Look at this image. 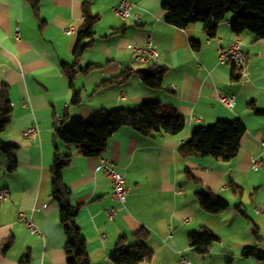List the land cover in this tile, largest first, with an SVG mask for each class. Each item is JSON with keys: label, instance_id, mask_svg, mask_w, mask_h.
Wrapping results in <instances>:
<instances>
[{"label": "crops", "instance_id": "obj_1", "mask_svg": "<svg viewBox=\"0 0 264 264\" xmlns=\"http://www.w3.org/2000/svg\"><path fill=\"white\" fill-rule=\"evenodd\" d=\"M89 1L99 21L71 81L63 65L76 62L83 6ZM121 1L41 0L37 19L25 1L0 0V91L3 84L9 87L12 106L2 141L18 147L14 172L0 151V191L11 193L8 201L0 202V264H20L25 255L30 256V264H67L66 236L58 205L50 197L56 155L73 158L62 175L73 204L81 207L77 224L91 264L110 260L123 237L128 239L127 246L136 245L134 234L141 229L149 232L147 245L154 254L151 263L143 264H179L182 257L191 264H264L242 256L246 248L264 254V215L255 211L264 209V40L250 33L235 34L233 14L226 16L213 36L203 24L185 29L171 26L165 9L171 0H128L137 5L140 21H123L113 14ZM17 28L19 39L15 38ZM66 28L74 32L67 35ZM237 39L247 55V75L235 81V68L219 63V53ZM148 43L161 55L160 90L149 88L136 74L124 85L98 88L123 72L152 67L138 64L133 51ZM75 93L81 98L77 105L73 104ZM220 95L234 96L235 108L222 105ZM146 102L175 110L186 119L185 130L178 135L145 136L122 127L99 159L81 156L56 135L58 128L69 130L96 112L138 110ZM237 119L247 131L233 161L178 155L196 128ZM33 126L40 130L36 146L24 136ZM106 159L117 164L131 188L124 207L113 199L111 180L97 171ZM180 189L183 194L178 195ZM208 193L225 199L230 208L218 214L203 210L198 194ZM112 208L117 213L110 219L107 211ZM20 211L33 219L40 235H31L18 221ZM203 230L218 241L199 252L189 239Z\"/></svg>", "mask_w": 264, "mask_h": 264}, {"label": "trees", "instance_id": "obj_2", "mask_svg": "<svg viewBox=\"0 0 264 264\" xmlns=\"http://www.w3.org/2000/svg\"><path fill=\"white\" fill-rule=\"evenodd\" d=\"M29 4L34 16L40 18L41 0H23ZM167 23L176 28L185 29L190 25L203 24L209 36H213L218 25L228 14L235 16L233 32L237 35L252 34L257 40H264V3L259 0H171L165 5ZM84 24L79 30V43L75 49V64L63 65L64 73L73 81L78 61L84 50L92 44L94 27L99 17L93 15L91 2L83 6ZM41 22V28L43 27ZM88 68L83 72L86 73ZM136 74L149 88L160 90L163 85V72L157 65L144 71H126L119 76L104 81L98 88L113 85H124ZM233 79H240L237 70H234ZM80 94L75 93L73 104L80 103ZM261 113V112H258ZM12 106L10 89L3 84L0 91V151L7 157L10 172L18 168L15 157L18 147L5 144L2 134L11 123ZM187 126L184 117L175 110H167L157 102L143 103L138 110L117 109L113 111H100L92 114L87 120H80L73 124L69 130L57 129L56 135L64 143L74 146L79 154L85 158H101L107 151L108 142L122 127H130L141 135L154 134L178 135ZM247 129L245 124L237 119L233 122L218 121L210 127H198L194 130L192 138L183 143L178 149V155L183 159L193 157H209L217 161L229 163L237 158L241 140ZM72 155H56L51 167V199L58 205L59 222L66 236L65 251L67 264H91L87 250L85 236L77 224L80 206L72 202V191L63 180V170L72 163ZM242 195V190L236 191ZM198 201L203 210L211 214H218L230 208L229 203L212 193L198 194ZM137 244L127 246L128 239L123 237L117 243V248L110 257L112 264H143L151 263L153 252L147 242L149 232L141 229L134 234ZM218 238L211 232L203 230L201 233L190 236L189 244L199 252L208 249ZM242 256L245 259H256L264 262V254L255 248H246ZM29 255H25L20 264H30Z\"/></svg>", "mask_w": 264, "mask_h": 264}, {"label": "built area", "instance_id": "obj_3", "mask_svg": "<svg viewBox=\"0 0 264 264\" xmlns=\"http://www.w3.org/2000/svg\"><path fill=\"white\" fill-rule=\"evenodd\" d=\"M137 5L128 1L122 0L117 6L113 7V14L123 20H130L134 18L137 21H140V16L135 14V10L137 9ZM74 32L73 28H66L64 33L67 35H71ZM15 38H20V30L17 28L15 31ZM133 51L135 52V61L138 64L142 65H158L161 61V55L158 50H156L151 43H148L146 47H134ZM219 63L221 64H231L238 72V75L241 77L246 76V64H247V55L243 51V43L240 39L235 40L228 49L221 50L219 53ZM219 101L222 105L227 107L230 110H233L236 106L235 98L232 95H220ZM26 105V102H24ZM57 125L61 123V119L57 118ZM25 138L34 146L38 145L40 142V130L38 126H33L29 128L25 134ZM264 146V143H263ZM255 166L259 167L260 163L255 158L254 159ZM97 171L105 173L108 178L111 180L112 191H113V199L114 201L121 205L125 206L127 203L128 196L131 192V188H129L125 182V178L123 174L119 171L117 164L112 160H101L99 166L97 167ZM178 195L183 194V190L180 189L177 192ZM10 190L3 189L0 191V202H6L10 198ZM256 213L264 215V209L257 207L255 209ZM117 213L116 208L109 209L107 211V215L110 219H112ZM18 221L24 224L31 235H40V230L38 226L34 223L33 219L29 217L25 212L20 211L18 215ZM102 264H112L110 260H106ZM179 264H191L187 258L182 257Z\"/></svg>", "mask_w": 264, "mask_h": 264}]
</instances>
